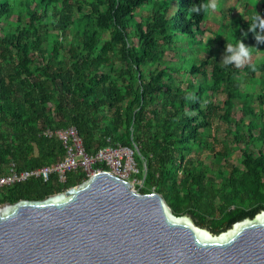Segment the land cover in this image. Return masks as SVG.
<instances>
[{
  "label": "trees",
  "instance_id": "1",
  "mask_svg": "<svg viewBox=\"0 0 264 264\" xmlns=\"http://www.w3.org/2000/svg\"><path fill=\"white\" fill-rule=\"evenodd\" d=\"M210 3L0 0V174L10 162H58L64 145L43 132L75 126L89 155L134 148L136 189L158 192L176 215L189 213L213 233L264 210V150L250 147L264 143V88L253 95L243 86L264 77V62L223 64L228 43L255 38L252 17L230 22L221 37L207 27ZM219 122L233 145L216 152L208 137L217 140ZM237 146L242 167L231 161ZM86 179L81 167L64 182L31 178L1 201L43 199Z\"/></svg>",
  "mask_w": 264,
  "mask_h": 264
},
{
  "label": "water",
  "instance_id": "2",
  "mask_svg": "<svg viewBox=\"0 0 264 264\" xmlns=\"http://www.w3.org/2000/svg\"><path fill=\"white\" fill-rule=\"evenodd\" d=\"M0 264H264V210L218 234L107 170L0 206Z\"/></svg>",
  "mask_w": 264,
  "mask_h": 264
},
{
  "label": "built area",
  "instance_id": "3",
  "mask_svg": "<svg viewBox=\"0 0 264 264\" xmlns=\"http://www.w3.org/2000/svg\"><path fill=\"white\" fill-rule=\"evenodd\" d=\"M48 137H55L62 142L65 148V154L56 163L31 168L18 169L14 162H10L6 170L0 174V206L3 204L1 199L5 191L15 184L25 182L31 178L41 179L44 182L52 174H57L58 180L64 182L68 171L81 167L87 178L94 173L102 171L100 168H93L95 163H104L107 171L118 176L121 179L130 182L134 188L142 184L141 179L137 177L139 169L134 159L135 149L129 146H107L98 150L95 154H87L82 138L75 126L43 132Z\"/></svg>",
  "mask_w": 264,
  "mask_h": 264
},
{
  "label": "rangeland",
  "instance_id": "4",
  "mask_svg": "<svg viewBox=\"0 0 264 264\" xmlns=\"http://www.w3.org/2000/svg\"><path fill=\"white\" fill-rule=\"evenodd\" d=\"M264 0H215L217 7L215 9H210L207 27L210 28L213 34L214 32H218L221 34V37H225L229 32L231 27V23L233 21H244L248 20V18L252 17L254 13H260L261 11V3ZM212 3V0H211ZM11 19H15V16L11 17ZM10 29V28H8ZM2 31H0V34ZM209 33V36H213ZM245 43L249 46L251 52L248 60H254V62H264V42H258L256 37H249L245 41ZM205 53H202L201 56H205ZM264 77L261 78L259 76L255 81H246L244 82L243 86L244 89H247L249 93L253 95L259 90V88H264ZM243 102L240 100L235 101L234 107V117L236 120H239L242 116L241 113V106ZM250 106L254 108L256 111L259 112L260 106L258 105L257 101H251ZM264 110V107L262 108ZM248 122V118L245 117V123ZM219 126L217 134V140L215 141L213 137H208V141L212 142L213 148L216 152L221 151L224 147L225 142L227 143L228 147H232V135L227 134L226 131L228 129V125L224 122H219L216 124ZM214 140V141H213ZM251 149L255 154H257V150L259 148L264 150V143L259 144L257 147L250 145ZM208 153V150L204 151V154ZM241 156L238 146L235 147L234 156L231 158V161L235 165L242 167L240 162ZM211 158L206 157L205 162L210 164Z\"/></svg>",
  "mask_w": 264,
  "mask_h": 264
},
{
  "label": "clouds",
  "instance_id": "5",
  "mask_svg": "<svg viewBox=\"0 0 264 264\" xmlns=\"http://www.w3.org/2000/svg\"><path fill=\"white\" fill-rule=\"evenodd\" d=\"M205 9H215L217 4L215 0H212V3L205 4L203 6ZM195 11L199 12L200 8L197 7ZM257 25H259L261 31H256ZM250 28L255 32V37L258 42H264V15L261 13H254L252 16V23L250 24ZM227 49L231 53V55L227 56L222 62L223 64H231L233 61L237 66L242 65L246 62V60L250 56V48L243 39L235 42L228 43Z\"/></svg>",
  "mask_w": 264,
  "mask_h": 264
}]
</instances>
